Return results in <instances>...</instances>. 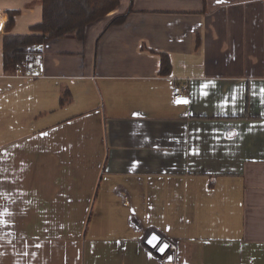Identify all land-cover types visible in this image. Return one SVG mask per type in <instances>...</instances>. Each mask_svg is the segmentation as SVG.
Segmentation results:
<instances>
[{"label": "crops", "instance_id": "crops-1", "mask_svg": "<svg viewBox=\"0 0 264 264\" xmlns=\"http://www.w3.org/2000/svg\"><path fill=\"white\" fill-rule=\"evenodd\" d=\"M42 19L0 0V232L27 264H162L168 241L264 264V0H120L6 68L5 36Z\"/></svg>", "mask_w": 264, "mask_h": 264}, {"label": "trees", "instance_id": "trees-1", "mask_svg": "<svg viewBox=\"0 0 264 264\" xmlns=\"http://www.w3.org/2000/svg\"><path fill=\"white\" fill-rule=\"evenodd\" d=\"M43 19L33 26V29L42 31L41 35H6L4 38L5 67H16L27 61L28 48L40 44L52 37L75 34L84 37V31L90 22L107 15L116 9L120 0H42ZM125 15H117L111 23L119 22ZM110 23V24H111ZM170 59L167 55L161 58V72L169 73ZM69 90L65 89L61 96V103L69 99Z\"/></svg>", "mask_w": 264, "mask_h": 264}, {"label": "rangeland", "instance_id": "rangeland-1", "mask_svg": "<svg viewBox=\"0 0 264 264\" xmlns=\"http://www.w3.org/2000/svg\"><path fill=\"white\" fill-rule=\"evenodd\" d=\"M1 229H4V231L0 232V264H27V258L24 255V250L20 247L19 243L13 245V242L10 241L7 234L8 228ZM154 250L157 251V249ZM229 251H232V249H229ZM12 254L16 258L12 261V263H10Z\"/></svg>", "mask_w": 264, "mask_h": 264}, {"label": "built area", "instance_id": "built-area-1", "mask_svg": "<svg viewBox=\"0 0 264 264\" xmlns=\"http://www.w3.org/2000/svg\"><path fill=\"white\" fill-rule=\"evenodd\" d=\"M187 88L186 85L184 84H175L174 88H173V102L176 104H180V103H188L189 101V96L185 94V89ZM186 101V102H184ZM169 245V248L171 251H173V258L172 259H166L163 260L162 264H184L178 261L177 259V246L171 242L168 241L167 242Z\"/></svg>", "mask_w": 264, "mask_h": 264}, {"label": "water", "instance_id": "water-1", "mask_svg": "<svg viewBox=\"0 0 264 264\" xmlns=\"http://www.w3.org/2000/svg\"><path fill=\"white\" fill-rule=\"evenodd\" d=\"M165 238L157 233H151L146 239V243L153 249H157L161 243L167 242Z\"/></svg>", "mask_w": 264, "mask_h": 264}, {"label": "snow or ice", "instance_id": "snow-or-ice-1", "mask_svg": "<svg viewBox=\"0 0 264 264\" xmlns=\"http://www.w3.org/2000/svg\"><path fill=\"white\" fill-rule=\"evenodd\" d=\"M184 102H186V101H184Z\"/></svg>", "mask_w": 264, "mask_h": 264}]
</instances>
